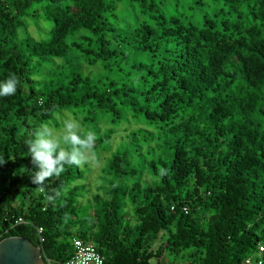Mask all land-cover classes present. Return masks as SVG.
Here are the masks:
<instances>
[{
	"label": "trees",
	"instance_id": "trees-1",
	"mask_svg": "<svg viewBox=\"0 0 264 264\" xmlns=\"http://www.w3.org/2000/svg\"><path fill=\"white\" fill-rule=\"evenodd\" d=\"M10 75L0 241L50 264L74 238L103 264H242L264 245V0H0ZM69 117L98 169L65 165L38 191L26 142Z\"/></svg>",
	"mask_w": 264,
	"mask_h": 264
},
{
	"label": "clouds",
	"instance_id": "clouds-1",
	"mask_svg": "<svg viewBox=\"0 0 264 264\" xmlns=\"http://www.w3.org/2000/svg\"><path fill=\"white\" fill-rule=\"evenodd\" d=\"M18 80L10 75L5 81H0V96H10L17 90ZM80 123L73 118H66L62 127L56 131L46 123L39 124L32 133V138L26 142L28 155L34 168L29 171L32 184L38 191H43L45 182L52 177H59L65 171V165L83 166L90 163V153L95 144L96 135L89 130L81 135ZM7 160L0 156V165ZM163 174V170H162ZM57 191L55 196H59ZM54 199L53 196L48 197Z\"/></svg>",
	"mask_w": 264,
	"mask_h": 264
},
{
	"label": "water",
	"instance_id": "water-1",
	"mask_svg": "<svg viewBox=\"0 0 264 264\" xmlns=\"http://www.w3.org/2000/svg\"><path fill=\"white\" fill-rule=\"evenodd\" d=\"M0 264H49L40 245L21 236L0 241Z\"/></svg>",
	"mask_w": 264,
	"mask_h": 264
},
{
	"label": "built area",
	"instance_id": "built-area-1",
	"mask_svg": "<svg viewBox=\"0 0 264 264\" xmlns=\"http://www.w3.org/2000/svg\"><path fill=\"white\" fill-rule=\"evenodd\" d=\"M20 221H23V219L20 218L18 222ZM41 231L42 228H40ZM73 246V255L66 261V264H103V257L98 252L94 243L74 238ZM258 249L255 255L246 257L242 264H264V245L259 243Z\"/></svg>",
	"mask_w": 264,
	"mask_h": 264
},
{
	"label": "rangeland",
	"instance_id": "rangeland-1",
	"mask_svg": "<svg viewBox=\"0 0 264 264\" xmlns=\"http://www.w3.org/2000/svg\"><path fill=\"white\" fill-rule=\"evenodd\" d=\"M91 155V157H92V160H91V164H92V166H94L95 167V171L98 169V165H96L95 164V162H96V160H94L93 159V156H92V154H90ZM92 179H93V177H92ZM159 245H160V243L158 242L157 244H156V246L154 247V250H156L158 247H159ZM153 262H154V264H157V263H159L160 261L157 259V258H155V259H153ZM177 264H180V263H177Z\"/></svg>",
	"mask_w": 264,
	"mask_h": 264
}]
</instances>
